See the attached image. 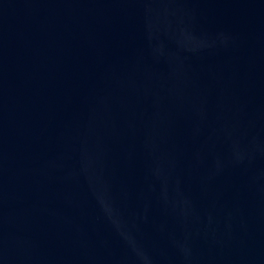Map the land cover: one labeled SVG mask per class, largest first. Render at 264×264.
<instances>
[{
	"label": "water",
	"instance_id": "1",
	"mask_svg": "<svg viewBox=\"0 0 264 264\" xmlns=\"http://www.w3.org/2000/svg\"><path fill=\"white\" fill-rule=\"evenodd\" d=\"M0 264H264V0H0Z\"/></svg>",
	"mask_w": 264,
	"mask_h": 264
}]
</instances>
